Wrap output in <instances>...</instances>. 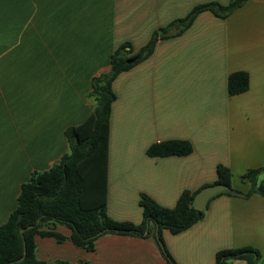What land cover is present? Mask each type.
<instances>
[{"label": "crops", "instance_id": "0c3cea01", "mask_svg": "<svg viewBox=\"0 0 264 264\" xmlns=\"http://www.w3.org/2000/svg\"><path fill=\"white\" fill-rule=\"evenodd\" d=\"M231 1L0 0V227L22 185L70 153L66 130L97 107L93 79L111 70L121 45L135 53L194 8ZM236 73L248 75L249 88L230 95ZM112 88L109 217L140 224L142 194L174 208L184 191L213 185L219 165L231 171L232 188L247 193L243 176L264 166V0H246L226 18L200 12L182 32L159 38ZM167 141L189 142L193 151L148 154ZM55 231L66 240L35 237L43 264H168L153 237L106 234L87 251L68 227ZM162 237L177 264H216L219 251L244 247L257 249L264 264V197L221 194L200 221Z\"/></svg>", "mask_w": 264, "mask_h": 264}, {"label": "trees", "instance_id": "16d2710c", "mask_svg": "<svg viewBox=\"0 0 264 264\" xmlns=\"http://www.w3.org/2000/svg\"><path fill=\"white\" fill-rule=\"evenodd\" d=\"M245 2L232 0L227 5L209 3L198 6L186 18L155 32L139 51L133 53L130 44L125 43L113 53L111 70L93 79V96L97 107L83 123L66 130L70 153L49 171L33 175L22 185L18 207L0 227V264H43L36 257L35 237L65 241L66 237L55 231L57 225L71 229L70 240L87 251H93L94 242L106 234L153 237L168 264H177L165 246L162 231L167 229L172 234H178L203 218L205 211L193 207V200L200 190L184 191L174 208L163 207L142 194L140 205L143 219L140 224L116 221L107 214L110 113L115 100L112 85L119 74L147 59L159 38L167 37L171 32H182L200 12L209 10L226 18ZM248 88L249 77L246 73L230 76V95L243 93ZM192 151L189 142L167 141L151 146L148 154L153 157L187 156ZM262 173L264 166L249 170L243 176L251 184L249 191L243 193L232 188L229 168L219 165L218 179L213 184H224L231 188V192L222 194L244 198L258 194L264 197V182H257ZM260 258L259 251L253 247L227 249L217 253L216 264H232L234 260L258 264Z\"/></svg>", "mask_w": 264, "mask_h": 264}, {"label": "water", "instance_id": "95a60500", "mask_svg": "<svg viewBox=\"0 0 264 264\" xmlns=\"http://www.w3.org/2000/svg\"><path fill=\"white\" fill-rule=\"evenodd\" d=\"M231 192V188L224 184H213L201 189L195 196L193 200V207L200 211H205L209 201L219 194ZM24 230L21 231L23 233ZM25 242H24V254L25 252ZM23 259V258H22Z\"/></svg>", "mask_w": 264, "mask_h": 264}]
</instances>
